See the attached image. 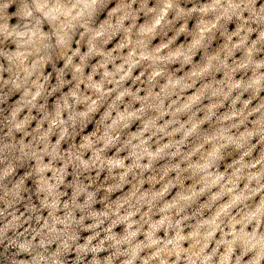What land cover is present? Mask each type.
Instances as JSON below:
<instances>
[{
  "label": "clouds",
  "instance_id": "obj_1",
  "mask_svg": "<svg viewBox=\"0 0 264 264\" xmlns=\"http://www.w3.org/2000/svg\"><path fill=\"white\" fill-rule=\"evenodd\" d=\"M0 264H264V0H0Z\"/></svg>",
  "mask_w": 264,
  "mask_h": 264
}]
</instances>
